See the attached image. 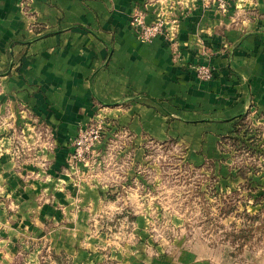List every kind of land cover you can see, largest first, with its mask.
Instances as JSON below:
<instances>
[{
  "label": "crops",
  "instance_id": "1",
  "mask_svg": "<svg viewBox=\"0 0 264 264\" xmlns=\"http://www.w3.org/2000/svg\"><path fill=\"white\" fill-rule=\"evenodd\" d=\"M137 15L164 20V34L143 42ZM96 119L108 137L125 131L137 165L179 152L252 207L264 189L241 182L264 185V0H0V264L152 263L154 206L137 183L118 187L141 176L83 175L71 161ZM244 143L255 179L234 158Z\"/></svg>",
  "mask_w": 264,
  "mask_h": 264
},
{
  "label": "rangeland",
  "instance_id": "2",
  "mask_svg": "<svg viewBox=\"0 0 264 264\" xmlns=\"http://www.w3.org/2000/svg\"><path fill=\"white\" fill-rule=\"evenodd\" d=\"M119 139L107 134V145L100 146L104 147L100 156L79 168L81 174L90 176L105 172L141 176V182L124 186L122 181L118 187L124 192L137 183L148 194L147 202L154 206L155 212L146 215L151 224L143 236L154 245L146 248L153 264H264L263 193L251 198L254 204L248 207L249 197L229 195L228 186L218 182L212 167L191 168L182 162L179 152L164 147L147 153L146 161L137 165L130 153L121 150ZM244 144L234 158L244 165V175L255 179L261 173L259 156ZM241 183L243 192L255 191L252 186L256 191L264 189L261 182ZM184 237V245L178 243ZM156 252L161 255L155 256Z\"/></svg>",
  "mask_w": 264,
  "mask_h": 264
},
{
  "label": "built area",
  "instance_id": "3",
  "mask_svg": "<svg viewBox=\"0 0 264 264\" xmlns=\"http://www.w3.org/2000/svg\"><path fill=\"white\" fill-rule=\"evenodd\" d=\"M221 3V8L225 9L226 5L223 1ZM133 26L139 31L140 39L145 43L153 42L157 37L164 34L166 23L164 20L156 21L153 23H147L142 15H137L132 20ZM199 78L202 80H211L213 78V72L206 67H199L197 69ZM108 125L103 119H96L87 128L82 129L79 135L72 142L74 151L71 156V161L74 165H89L91 162L100 156L99 151L106 146L107 140L105 137L108 134ZM125 131H119V133H124ZM96 156V157H95ZM101 163V161H99Z\"/></svg>",
  "mask_w": 264,
  "mask_h": 264
},
{
  "label": "trees",
  "instance_id": "4",
  "mask_svg": "<svg viewBox=\"0 0 264 264\" xmlns=\"http://www.w3.org/2000/svg\"><path fill=\"white\" fill-rule=\"evenodd\" d=\"M259 151H260V150H259V148H258V151H257V152H259ZM241 172H242V171H241ZM56 260H57V263H58V264H61V263L65 262V261L63 260V258H60V257L57 258Z\"/></svg>",
  "mask_w": 264,
  "mask_h": 264
}]
</instances>
